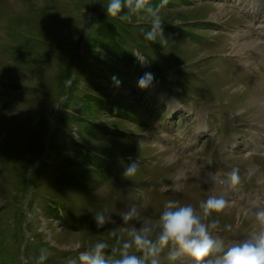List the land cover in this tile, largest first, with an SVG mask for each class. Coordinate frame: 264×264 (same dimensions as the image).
Listing matches in <instances>:
<instances>
[{"label":"rangeland","instance_id":"1","mask_svg":"<svg viewBox=\"0 0 264 264\" xmlns=\"http://www.w3.org/2000/svg\"><path fill=\"white\" fill-rule=\"evenodd\" d=\"M107 2L0 0V83L17 86L0 92V264H35L41 249L44 264H80L96 242L108 244L107 259L119 247L108 232L128 239L124 229L149 223L155 233L167 199L199 211L222 197L213 235L226 245L264 227L254 215L264 210V41L238 56L233 45L257 26L251 2L171 0L159 15L173 30L156 42L143 39L150 17L109 18ZM98 17L120 29L139 65L118 86L106 70L113 63L101 66L87 42ZM146 72L154 80L140 89ZM132 162L137 172L125 176ZM233 168L238 185L213 179L226 181ZM132 205L140 216L125 224ZM99 211L112 221L102 228Z\"/></svg>","mask_w":264,"mask_h":264},{"label":"clouds","instance_id":"2","mask_svg":"<svg viewBox=\"0 0 264 264\" xmlns=\"http://www.w3.org/2000/svg\"><path fill=\"white\" fill-rule=\"evenodd\" d=\"M168 4V0H160L156 7L149 5V0H108L107 16L122 22H131L134 15L143 13L150 17V26L143 31V39L156 42L157 37L163 39L162 20L160 10ZM113 80L119 81L116 77ZM154 76L146 72L139 78L137 86L147 89L151 86ZM138 163H130L124 171L125 176L137 172ZM217 183L228 184L229 187L238 185L241 177L238 168L228 173V179L218 180ZM226 201L222 197L209 196L198 205L199 211L191 204L182 205L178 200L167 199L156 221L158 231L154 233L151 224L146 223L139 228L132 225L124 231L128 239L116 237L114 231L108 236L115 238L116 245L112 247L111 257L105 258L104 250L109 246L105 242H96L79 255L80 264H161V253L166 249L169 264H264V227L248 234L234 235L228 244L222 238L213 235L218 229L220 220L218 214L225 208ZM256 219L264 223V210L254 213ZM140 213L135 205L123 212L121 219L125 224L138 219ZM97 228L112 222L110 215L103 211L97 212L94 217ZM228 229L230 225L226 226ZM131 250V251H130ZM138 253V254H137ZM48 259L46 250L41 249L35 259V264H44ZM69 264H76L75 260Z\"/></svg>","mask_w":264,"mask_h":264},{"label":"trees","instance_id":"3","mask_svg":"<svg viewBox=\"0 0 264 264\" xmlns=\"http://www.w3.org/2000/svg\"><path fill=\"white\" fill-rule=\"evenodd\" d=\"M169 1L171 0H168V2ZM159 3L160 0H149V5L152 7H156ZM92 25L96 26V38H91L87 40V42L90 43V47L92 49H100L101 52H97L96 55L99 57H104L100 60L101 66L107 63V61L112 62V66H107L106 70L113 73L116 78L118 77L119 80L121 76L129 77L131 72L135 73L139 70L138 62L134 58L133 54L130 51H127L125 47L118 41L120 39L121 32H119L120 29H118L115 24L105 20L104 18L102 19V17H98L92 22ZM162 29L173 30V28L169 26H164ZM121 68H126L127 71L121 70ZM137 74L139 75V73ZM16 87L17 86L10 84L0 83V92L6 93L8 90L13 91ZM89 98H91V102H96V110L100 109L111 114L116 113L114 111V107L109 105L106 101L95 97ZM112 135H114L115 138H120V136H122V134L116 130L112 131Z\"/></svg>","mask_w":264,"mask_h":264},{"label":"bare ground","instance_id":"4","mask_svg":"<svg viewBox=\"0 0 264 264\" xmlns=\"http://www.w3.org/2000/svg\"><path fill=\"white\" fill-rule=\"evenodd\" d=\"M251 2V12H255V18L252 22V27H255L253 30L250 28L251 24L247 26L248 30L243 32L242 36L240 37V40L236 41L233 43V45H237L238 47L234 51V54L236 56L243 54L244 52L251 50V49H256L260 48L258 47L259 42L262 40L264 41V23L259 22L261 20H264L262 17H258L260 15V9L264 7V0H249ZM261 16V15H260ZM264 17V15H263ZM258 21V22H257ZM264 22V21H263ZM259 31V37L258 39L256 38V34L254 32ZM242 38V39H241ZM260 40V41H259ZM242 59V58H239ZM238 60V59H237ZM230 152V151H229ZM212 181V180H211ZM216 182V181H215ZM214 183V181H213ZM217 183V182H216ZM220 184V183H219ZM217 185V184H216ZM221 186V185H220ZM222 191V190H221Z\"/></svg>","mask_w":264,"mask_h":264}]
</instances>
